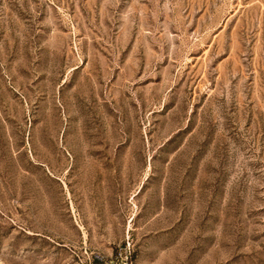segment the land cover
Instances as JSON below:
<instances>
[{
  "label": "rangeland",
  "instance_id": "374dc122",
  "mask_svg": "<svg viewBox=\"0 0 264 264\" xmlns=\"http://www.w3.org/2000/svg\"><path fill=\"white\" fill-rule=\"evenodd\" d=\"M0 264H264V0H0Z\"/></svg>",
  "mask_w": 264,
  "mask_h": 264
}]
</instances>
